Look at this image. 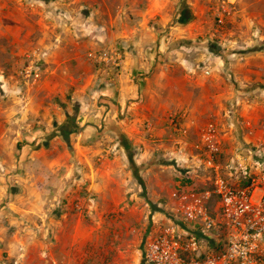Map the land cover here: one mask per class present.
Instances as JSON below:
<instances>
[{
  "label": "rangeland",
  "instance_id": "rangeland-1",
  "mask_svg": "<svg viewBox=\"0 0 264 264\" xmlns=\"http://www.w3.org/2000/svg\"><path fill=\"white\" fill-rule=\"evenodd\" d=\"M152 5L159 14L144 24L157 37L154 45L176 51L166 59L158 53V71L165 72L159 92L139 91L129 99L137 109L121 113L116 96L100 95L104 82L87 84L93 70H104L89 53H122L125 61L121 41L103 40L90 25L96 40L60 51L72 59L63 78L55 77L56 38L71 47L77 37L55 34L62 23L55 16L64 11L55 0H0V125L11 131L0 165L20 173L9 191L23 185V176L42 188L46 221L38 243L16 241L18 251L29 244L27 256L6 264H143L147 238L172 215V190L180 182L210 186L197 157L202 128L217 127L224 175L237 154L264 151V0ZM83 16L76 14V27ZM30 67L40 68L38 77L26 74Z\"/></svg>",
  "mask_w": 264,
  "mask_h": 264
},
{
  "label": "built area",
  "instance_id": "built-area-1",
  "mask_svg": "<svg viewBox=\"0 0 264 264\" xmlns=\"http://www.w3.org/2000/svg\"><path fill=\"white\" fill-rule=\"evenodd\" d=\"M89 57L114 76L121 74L122 53L96 50ZM39 69L30 67L26 74L38 77ZM171 123L188 133L175 117ZM196 149L211 175L210 186L180 182L172 190V215L159 233L147 238L143 264H264V151L237 154L230 163L232 173L224 175L221 141L211 123L202 128Z\"/></svg>",
  "mask_w": 264,
  "mask_h": 264
},
{
  "label": "crops",
  "instance_id": "crops-1",
  "mask_svg": "<svg viewBox=\"0 0 264 264\" xmlns=\"http://www.w3.org/2000/svg\"><path fill=\"white\" fill-rule=\"evenodd\" d=\"M152 1L154 2L155 0H55V6L64 11L55 16V19L62 21V23H55V34L60 35V33L65 32L77 36L74 39L75 45H71V47L68 45L69 40L65 43L64 39L60 41L59 37L58 39L56 38L55 77L63 78V71L68 68L72 59L71 56L66 58L61 57L60 51L68 50L72 47L80 48L90 42V39L96 40L97 36L91 35L93 31L90 30V27L92 26L98 29L97 32L103 33L99 35L100 38L104 40L106 36L108 37V42L121 41V44L128 51H126L121 74L115 77V79L117 78L116 80L111 78V74L105 70H93L91 75H88V86L93 84V82H104L101 85L103 87L99 90L100 95L106 97L112 94L116 96V103L118 106L120 105L121 113L126 108L128 112L137 109L136 107L139 102H130L129 99L135 98L139 91L142 95L148 96L150 94L154 96L155 92H159L158 86L161 84L165 73L164 71H158L162 67L157 61L158 53L163 51L166 59V57L171 58V55L176 50L173 49L167 53L166 47L158 48L156 44L154 45L157 37L149 31V28L146 29L144 23L159 14V11H155L152 8ZM78 13L84 15V19L79 23L81 27H76V14ZM131 15H134L135 18ZM63 16L67 19L64 20ZM91 44H93L92 41ZM89 62L93 64L92 60H89ZM151 69L153 70L151 76L141 79L137 78L140 74L142 75ZM106 72L107 75H105ZM99 75H102L101 79L98 78ZM136 78L137 83H135ZM112 81H115V85L112 84ZM200 81L201 79L198 78L197 82L200 83ZM111 85L113 87H110ZM81 90L86 91V87ZM181 106L185 110L186 103H182ZM148 110L152 113L153 108L148 107ZM111 111L109 110V112ZM186 112L187 109L185 110ZM9 136H11V131L8 130L6 125H0V147L6 140L10 139ZM15 172L12 167H6L4 161H1L0 264H6V261L17 254L20 258L26 257L29 252V244L23 246L18 251L16 249V241L24 238L27 241V239L34 237V241L38 243L46 226L42 205L44 202L42 188L34 189L30 187L28 184L30 182L27 183L26 180L28 177L23 176L21 181L23 185L18 189H12L11 187L12 192L9 191L7 184L13 179L18 178L20 174ZM231 173L232 171L229 170L227 174ZM52 232L55 234V230H52ZM208 239L210 243L213 242L212 237Z\"/></svg>",
  "mask_w": 264,
  "mask_h": 264
}]
</instances>
